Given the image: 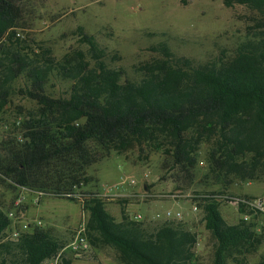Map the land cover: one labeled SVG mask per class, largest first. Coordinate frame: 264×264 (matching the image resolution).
<instances>
[{
  "label": "trees",
  "instance_id": "16d2710c",
  "mask_svg": "<svg viewBox=\"0 0 264 264\" xmlns=\"http://www.w3.org/2000/svg\"><path fill=\"white\" fill-rule=\"evenodd\" d=\"M34 1L0 0V111L9 102L12 83L22 76L29 81L27 96L37 104L22 125L24 139L16 128L0 141L1 181L66 196L89 181L87 168L99 154L107 155L113 145L125 149L133 138L159 149L168 145L173 167L186 173L197 165L199 145L209 142V159L221 182L264 175V0H225L227 6L239 3L257 11L263 28L240 42L230 57L198 63L160 42L153 49L161 56L141 66L139 81H122V71L106 64L104 49L82 26L77 33L93 65L82 52L58 63L31 56L17 29L34 16ZM53 75L72 81L68 97L46 91ZM83 195L91 247H112L124 264H193L196 259L197 236L185 223L170 218L145 223L125 211L117 220L104 198ZM203 211L217 239L214 264H229V257L262 243L244 220L227 223L215 197L205 198ZM12 222L0 210V264H42L58 256L61 264H73L50 230L36 228L17 240H3ZM257 264H264V256Z\"/></svg>",
  "mask_w": 264,
  "mask_h": 264
},
{
  "label": "rangeland",
  "instance_id": "374dc122",
  "mask_svg": "<svg viewBox=\"0 0 264 264\" xmlns=\"http://www.w3.org/2000/svg\"><path fill=\"white\" fill-rule=\"evenodd\" d=\"M34 8V16L17 29V37L31 56H49L58 63L82 52L93 65L89 47L77 33L82 26L104 49L106 64L122 71V81L142 78L141 66L161 56L153 49L160 42H166L177 56L204 63L230 57L247 36L263 29L257 11L239 3L227 6L225 0H36ZM28 84L22 76L10 87L9 102L0 111L1 120L9 129L0 131V141L17 128L18 118L24 123L37 110L36 102L26 94ZM71 86V80L53 75L46 91L56 97H68ZM167 146L159 149L153 142L137 138L131 139L125 149L113 145L107 155L99 154L87 168L85 176L89 181L66 196L24 190L0 180V210L16 214L12 223L17 228L25 221L33 224L30 232L36 228L50 230L62 242V253L72 258L73 264H124L110 246L91 247L86 253L71 248L78 229L89 217L82 207L84 193H97L104 198L107 210L117 220L125 211L130 218L141 214L143 222L155 223L169 220L168 210L180 211L182 217L170 219L185 223L196 233L193 264H214L217 239L207 229L203 211L205 198L213 196L227 223L234 225L244 220L251 225L256 240L262 241L250 251L229 257V264L259 263L264 256V213L246 208L248 219H242L236 199L262 198L264 175L248 182H221L209 159V142L199 145L195 152L197 165L186 173L173 167ZM99 151L100 148L97 154ZM127 178L135 183L110 190ZM69 196L76 200L71 201ZM35 220H42V224L36 227ZM12 229L13 225L2 235L3 240L11 239ZM42 264H61L60 256Z\"/></svg>",
  "mask_w": 264,
  "mask_h": 264
},
{
  "label": "built area",
  "instance_id": "2783aa9c",
  "mask_svg": "<svg viewBox=\"0 0 264 264\" xmlns=\"http://www.w3.org/2000/svg\"><path fill=\"white\" fill-rule=\"evenodd\" d=\"M22 125H23V122H22V118L20 117L16 120V127L18 128V138L20 140L24 139L22 131H21ZM8 129H9V126L1 120V112H0V131H3V130L8 131ZM128 182L135 183V180L127 178L126 180H123L119 182L118 184H116L114 187H111L110 190L116 191L121 187V185L123 186ZM23 189L28 190V188H23ZM36 200L37 202H39L40 196H38ZM236 201L240 205V208L241 206H243V208H252L253 210L257 212L259 211L261 213H264V196L262 198H251V199L238 198L236 199ZM195 209H197L196 206H195ZM166 214L170 218L182 217V213L180 211H175V210H168ZM9 216L11 217L12 220L16 219V214L14 212H11ZM241 217L242 219H248V214L245 212H241ZM133 219L141 220L142 215L135 214L133 216ZM33 223L37 227L42 224V220H38V221L35 220ZM12 225H13V229L11 232V239L17 240L23 233L30 232V229L33 224L31 222L22 221L19 228L15 227L13 223ZM12 225L10 227H12ZM71 248L77 253H86V252H89V250L91 249L90 242L86 235V224H82V226L78 229L77 236L75 240L72 242Z\"/></svg>",
  "mask_w": 264,
  "mask_h": 264
}]
</instances>
